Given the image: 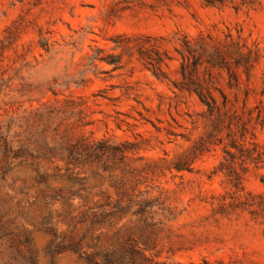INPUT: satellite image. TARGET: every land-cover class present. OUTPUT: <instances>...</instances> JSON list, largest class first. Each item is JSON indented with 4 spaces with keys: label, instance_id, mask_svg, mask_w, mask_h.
<instances>
[{
    "label": "rangeland",
    "instance_id": "374dc122",
    "mask_svg": "<svg viewBox=\"0 0 264 264\" xmlns=\"http://www.w3.org/2000/svg\"><path fill=\"white\" fill-rule=\"evenodd\" d=\"M0 131L51 175L65 151L45 158L43 138L118 147L69 165L70 198L36 183L29 152L0 170L2 219L29 230L36 264H89L66 233L86 253L130 237L142 264H264V0H0ZM123 188L153 204L81 221ZM0 264L27 263L0 242Z\"/></svg>",
    "mask_w": 264,
    "mask_h": 264
},
{
    "label": "trees",
    "instance_id": "16d2710c",
    "mask_svg": "<svg viewBox=\"0 0 264 264\" xmlns=\"http://www.w3.org/2000/svg\"><path fill=\"white\" fill-rule=\"evenodd\" d=\"M91 59H96L99 61H104L107 63H115L118 61L115 54H110L106 57L93 55ZM152 74L156 77H162V71L158 69H152ZM182 76L184 77V70L181 71ZM175 86L180 88L184 87L183 85H178L173 83ZM196 93L197 97L201 100L206 108L211 111L212 98L209 101L207 95H204L197 89H192ZM56 143L49 144V141L43 138L42 142L39 144L43 145L45 149L43 150L42 155L45 158L53 156L56 152L64 150V162L66 164L64 173H53L54 175L49 174L45 169L39 170L38 166V154H33L31 148L23 143H15L10 135L4 134L0 131V170L2 173H6L10 170V167L13 163V159L21 158L22 155L26 152H29V156L32 161L29 163L36 171V183L43 185L45 188L61 190V186H53L50 183L49 178L54 176L63 182L66 185V189L70 192L68 198L74 191L70 188L73 186L78 179L75 176V173L69 168L71 165H78L84 162H92L97 159L99 154L108 149L110 152L116 151L118 148L117 145L106 146V138H101L98 140L89 141L84 136H78L75 139L70 138L66 134L62 135ZM47 141V142H46ZM125 145V142L121 143ZM120 144V145H121ZM129 147H124L126 150ZM227 154V152L225 151ZM19 163H26L25 160L18 159ZM219 165V164H218ZM53 177V178H54ZM43 189V188H42ZM136 204L137 207L132 211V213L141 216L145 211L146 207H149L153 204V198L149 196H140L127 192L123 190L119 191V196L114 199L112 202H106L105 204H100L96 206L87 207L81 210L80 218L82 222L89 223L87 227H91L93 224L101 222L104 218H109L113 216H120L121 214H126L129 212ZM72 207H70L71 209ZM74 209V208H73ZM76 214L70 217L75 219ZM63 235L67 236V243L69 248L76 252L80 257L84 258L89 264H142L141 259L146 258L145 249H141L136 246V243L130 237H126L121 245L123 250H104L99 249V247L94 248L92 252L86 253L82 251L83 240L84 238L78 234L66 233ZM55 236V235H54ZM0 242L4 243V252L13 254L15 256L21 257V259L27 264H36V251L33 247L32 238L29 230L26 227H11L10 221L3 220L2 214L0 213Z\"/></svg>",
    "mask_w": 264,
    "mask_h": 264
}]
</instances>
